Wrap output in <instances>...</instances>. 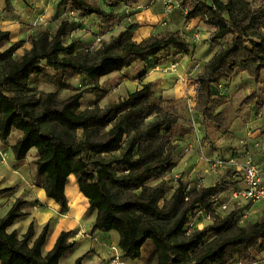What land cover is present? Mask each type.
I'll return each mask as SVG.
<instances>
[{"label":"clouds","instance_id":"9594fccd","mask_svg":"<svg viewBox=\"0 0 264 264\" xmlns=\"http://www.w3.org/2000/svg\"><path fill=\"white\" fill-rule=\"evenodd\" d=\"M210 3L87 0L91 8L101 9L96 12L78 7L76 0H0V57L11 53V62L27 72L26 78L17 74L24 91L13 89L5 95L18 106L52 97L61 112L79 98L78 113L104 120L98 130L103 139L93 140L85 127H76L69 130L71 146L64 147L89 172L96 171L89 146L113 138L116 121L106 117L134 97L147 98L140 131L151 128L156 134L160 130L158 142L175 167L148 180L135 190L136 195L146 189L157 193L155 206L161 213L171 210L181 190L185 207L204 198L211 210L198 207L182 240L195 242L217 229H230L216 244L209 264H264V232L254 229L264 222V61L256 59L249 42V37L264 42L260 40L264 37V0H220L226 9L220 16L214 15L213 10L218 11L214 3L208 8ZM221 17L226 29L223 36ZM64 23L70 28L60 38L62 47L74 46L75 55L58 52L50 65L47 58H40L37 46L41 37L53 43ZM122 36L125 47L112 57L118 65L95 79L88 71L62 65L72 59L78 67L87 58L86 67L94 72ZM26 58L32 62L25 64ZM47 115L58 123L51 112ZM26 139L18 129L0 137V188L14 189L7 202H0L4 205L0 219L18 201L25 202L21 211L26 213L6 229L7 235L15 232L23 242L34 229L30 248L46 236L45 258L55 253L63 238L71 248L66 264H159L156 241L160 236L142 222L141 234L126 239L114 227L121 221L101 213L82 189V174L65 171L60 181L62 196L56 199L38 171L43 163L40 150L34 145L24 149ZM112 157L122 159L123 152L94 159L111 160V167L116 168L119 165ZM86 182L98 184L99 177ZM169 257L174 258L171 252Z\"/></svg>","mask_w":264,"mask_h":264},{"label":"trees","instance_id":"16d2710c","mask_svg":"<svg viewBox=\"0 0 264 264\" xmlns=\"http://www.w3.org/2000/svg\"><path fill=\"white\" fill-rule=\"evenodd\" d=\"M216 5L213 10L214 15L220 16L226 9L221 5L220 0H211L208 8L211 10V4ZM76 5L82 9L100 12L99 8H91L87 0H76ZM112 7V5H109ZM221 27V36L226 29L222 17L218 21ZM70 25L64 23L54 38V42L49 44L46 37H41L38 44L40 58H47L49 64L55 61L58 52H65L72 57L75 55L74 46L64 49L61 44V37H66ZM249 30L245 31L247 34ZM123 36L116 42V46L110 48L106 54L107 58L103 61V66L96 68L93 72L87 69V58H82L83 63L79 66L73 65L72 59H66L62 62L63 66H73L74 70L88 71L90 78L95 79L97 74L106 73L118 65V59L112 57L123 44ZM264 41V37L260 38ZM249 42L253 43L256 59L264 61V42H253L249 37ZM129 47L130 50L131 46ZM51 48V53L47 50ZM11 53L0 57V137L6 136L13 129L23 131L27 139L23 142V148L30 145L36 146L41 153L42 161L38 171L45 177L49 191L56 199H60V181L62 174L68 169L82 174L84 179L81 181L82 189L92 197L96 207L101 213H108L112 217H117L121 223L114 225L117 231L121 232L125 238H134L141 234L142 222L150 225L151 231L160 236L156 241L159 264H209V257H212L215 246L223 239L226 232L230 229H217L213 235H201L195 242L182 240L185 237V227L189 224V218L200 209L209 211L210 206L205 203L204 198L194 201L190 207H185L183 202L182 190L175 197L176 203L168 213H161L156 209L155 200L157 193L149 192L147 189L136 195L135 190L144 185L148 180L164 175L171 171L175 164H170L168 157L164 155L165 146L158 142L159 129L156 134L150 128L145 132L140 131L142 118L144 116L143 105L147 98L136 99L116 106L112 114L106 119L116 121V125L111 133L112 139L104 143H93L89 146L92 154L91 166L96 171L86 170L85 163L77 159L72 153H65L66 144L71 146V135L69 130L76 127H85L91 133L93 140L103 139L99 136L98 130L104 124V120L94 117L91 114L78 113L79 98L75 105L65 106L63 111H59L58 106L54 104L53 98L49 97L42 103L19 104L10 100L5 92L16 89L24 91V86L17 80V74L21 77H27L26 71H21V66L11 62ZM36 56H33V60ZM32 61L25 59V64ZM54 66V65H53ZM43 108V111L37 115V111ZM51 112L58 119L54 123L47 113ZM35 119L36 124L30 123ZM48 130L42 133L41 130ZM136 132V136L131 133ZM127 133V140L124 139ZM17 150H21V145L17 144ZM122 151L123 157L112 159L119 165L116 168L111 167V160H95V157L107 154L111 157L112 153ZM78 154V153H77ZM138 156L137 159H133ZM128 171V176H118V172ZM96 176L99 177L98 184H89L87 179ZM11 188H0V196L10 192ZM148 201L143 203V201ZM123 201V203H118ZM24 201H18L7 212L3 219H0V264H59L62 256L71 250L70 246H65L63 238L57 244L54 254H49L46 258L42 255V248L46 241V236H42L36 241L34 247L30 248L29 243L34 234V229L29 230V234L23 242L16 239L17 233L11 236L7 235L6 229L10 227L17 218L23 215L21 207ZM141 212L142 216L137 217L136 213ZM255 230L264 232V222L254 226ZM176 243L169 247L170 242ZM127 246V245H126ZM172 253L174 258L169 257ZM154 264L156 262L154 261Z\"/></svg>","mask_w":264,"mask_h":264},{"label":"crops","instance_id":"0c3cea01","mask_svg":"<svg viewBox=\"0 0 264 264\" xmlns=\"http://www.w3.org/2000/svg\"><path fill=\"white\" fill-rule=\"evenodd\" d=\"M13 192H14V189H12V190H11L10 192H8V193H5V194L1 195V196H0V202L5 201V200H7V199L9 200V199L11 198ZM0 204H1V203H0ZM24 206H25V202H24V204L22 205L21 208H23ZM25 216H26V213L23 212V215H22L21 217L17 218L16 221H15L13 224H15V223H17V222L23 220V219L25 218ZM13 224H12V225H13ZM46 239H47V237H46ZM45 243H46V241H45ZM43 247H44V246H43ZM42 249H43V248H42ZM70 251H71V250H70ZM70 251L66 252V253L62 256V258L60 259L59 264H66V260H67V258H68V255H69Z\"/></svg>","mask_w":264,"mask_h":264},{"label":"rangeland","instance_id":"374dc122","mask_svg":"<svg viewBox=\"0 0 264 264\" xmlns=\"http://www.w3.org/2000/svg\"><path fill=\"white\" fill-rule=\"evenodd\" d=\"M68 34H69V32H68ZM68 34H67V35H68ZM7 201H8V199L5 200V201H2V202H7ZM3 206H4L3 203H1V204H0V207H3Z\"/></svg>","mask_w":264,"mask_h":264}]
</instances>
